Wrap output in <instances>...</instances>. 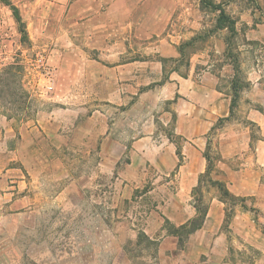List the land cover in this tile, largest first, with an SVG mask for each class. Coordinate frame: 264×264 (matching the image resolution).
<instances>
[{"label": "crops", "instance_id": "1", "mask_svg": "<svg viewBox=\"0 0 264 264\" xmlns=\"http://www.w3.org/2000/svg\"><path fill=\"white\" fill-rule=\"evenodd\" d=\"M10 1L32 49L48 52L46 92L59 105L42 118L60 140L57 147L70 127L79 130L85 116L81 102H107L88 116L91 137H97L93 147L102 150L98 173L117 169L115 180L126 184L128 195L150 171L165 182L159 191L167 199L156 205L165 217L154 216L151 229L163 221L181 227L197 216L196 189L208 173L209 152L215 157L210 177L243 198L244 206L231 207V222L222 230L228 204L217 187L203 183L202 194L210 196L207 215L182 243L174 236L173 249L178 245L180 253L172 264H264V57L242 50L247 87L237 97L231 69L226 88L210 67L198 71L195 62L185 74L171 68L182 43L195 34L192 0ZM186 6L194 8L188 15ZM176 20L185 26L174 28ZM11 21L6 31L12 40L3 44L8 49L18 46L20 35ZM256 39L264 40V29L248 36ZM24 130L0 126V234L20 228L21 215L32 211V195L25 193L31 180L24 170H36L31 148L43 146Z\"/></svg>", "mask_w": 264, "mask_h": 264}, {"label": "rangeland", "instance_id": "2", "mask_svg": "<svg viewBox=\"0 0 264 264\" xmlns=\"http://www.w3.org/2000/svg\"><path fill=\"white\" fill-rule=\"evenodd\" d=\"M213 1L224 2L225 12L235 24L230 25L225 20L220 23L218 11L202 0H192L195 17L191 29L195 34L182 43L181 55L170 61L171 68L185 74L195 62L198 71L210 67L226 88L231 69L237 90L241 91L247 87L241 69L242 50L250 52L246 56L255 53L264 57V40H248L252 32L264 29V0ZM0 2V81L10 83L11 87L0 84V126L8 123L18 131L27 128L43 146L31 148L36 170L31 173L24 170L31 180L25 193L32 195V211L21 215L20 228H10L0 234V264H172L180 253L178 245L173 249L177 240L171 234L174 226L163 221L161 227L159 222L153 229L148 228L149 222L156 221L154 216L159 217V221L161 215L165 217L156 207L167 199L159 191L165 182L157 180L150 171L149 179L135 182L138 188L128 195L126 184L115 180L117 169L112 173H98L102 150L93 147L97 145V137H91L94 130L88 116L98 104L106 108L107 102H81L85 116L80 120L79 130L70 127L61 140L63 146L57 147L60 140L51 135L42 118V113L59 105L49 101L46 92L48 52L32 49L25 23L17 22L13 10L16 5L10 0L9 4ZM191 8L184 7V15H188ZM252 14H256L255 19L251 18ZM10 19L15 21V29L20 34L18 46L13 49L3 47L12 40L6 31L12 25ZM183 23L176 20L174 28L185 26ZM39 58H43L44 66L38 63ZM16 62L23 68L5 70ZM20 86L31 97L25 106ZM19 110L26 111L27 116L14 117ZM126 160L123 157L121 162ZM122 167L117 166L118 170ZM58 172L63 175L58 176ZM66 190V196L58 198V194ZM209 199L210 196L203 195V205H208ZM228 207L233 204L229 202ZM232 215L226 217L222 230H227Z\"/></svg>", "mask_w": 264, "mask_h": 264}, {"label": "trees", "instance_id": "3", "mask_svg": "<svg viewBox=\"0 0 264 264\" xmlns=\"http://www.w3.org/2000/svg\"><path fill=\"white\" fill-rule=\"evenodd\" d=\"M3 2H7L8 0H2ZM207 3V6H210V8L214 11H218L219 12V18L218 21L221 23L223 20L228 21L230 25H234L235 21L231 20L228 16V14L225 12V8L222 4H217L215 3L213 0H202V3ZM7 4H9V2H7ZM13 10L17 19V22L19 24H23L22 22V18L20 16L19 13V9L16 6H13ZM231 27V26H230ZM18 69H22L23 65L20 62H16L14 64L8 65L5 70H7V72H11L13 70H17ZM0 84H3L5 88H9L10 87V83L8 82H4V80L0 81ZM237 80H234L233 82V89H234V95H236L238 97L239 95V91L237 90ZM11 88V87H10ZM20 91H22V93L24 94V102L22 103L24 106L27 102L30 101L31 97L30 94L25 90V88H23L22 86L19 87ZM13 101V100H12ZM15 101V100H14ZM27 116V112L24 111L22 112V110H19V112H15L14 113V117H18V118H23ZM13 117V116H12ZM206 157L209 161V167H208V173L206 174V176H204V179H202V185H200V187H198V189H196V193L198 194L197 196V201H198V205H197V216L193 219H191L187 224L181 226V227H172V231L171 234H173L174 236L179 238V243H182L183 240L188 237L189 234L193 233L194 231L198 230L199 228L202 227L204 219L207 215L208 212V205H203V201H202V197H203V191H202V187H203V183L206 184H210L212 186H215L218 188L219 193H220V199L225 202L226 204H228L229 202H231L233 205L237 204V203H243L244 206V199L243 198H238L234 195H232L227 186L218 180H212V178L210 177V174L212 173V171L214 170V158L213 156H211V154L206 153ZM227 216H231L233 214V209L231 208H227Z\"/></svg>", "mask_w": 264, "mask_h": 264}, {"label": "built area", "instance_id": "4", "mask_svg": "<svg viewBox=\"0 0 264 264\" xmlns=\"http://www.w3.org/2000/svg\"><path fill=\"white\" fill-rule=\"evenodd\" d=\"M38 63L40 64V66H44L45 65V62H44L43 58H39L38 59Z\"/></svg>", "mask_w": 264, "mask_h": 264}]
</instances>
